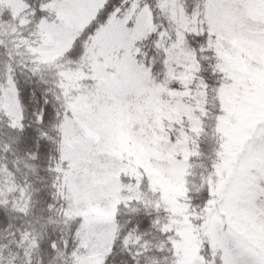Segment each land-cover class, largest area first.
Listing matches in <instances>:
<instances>
[{
	"label": "snow or ice",
	"instance_id": "6c2138e0",
	"mask_svg": "<svg viewBox=\"0 0 264 264\" xmlns=\"http://www.w3.org/2000/svg\"><path fill=\"white\" fill-rule=\"evenodd\" d=\"M0 264H264V0H0Z\"/></svg>",
	"mask_w": 264,
	"mask_h": 264
}]
</instances>
